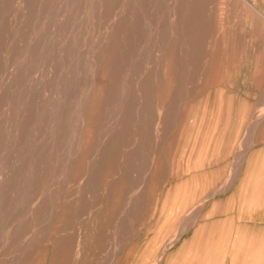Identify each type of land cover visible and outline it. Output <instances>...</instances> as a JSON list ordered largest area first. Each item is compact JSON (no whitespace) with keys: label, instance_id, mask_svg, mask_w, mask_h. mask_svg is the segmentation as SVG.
I'll return each mask as SVG.
<instances>
[{"label":"rangeland","instance_id":"374dc122","mask_svg":"<svg viewBox=\"0 0 264 264\" xmlns=\"http://www.w3.org/2000/svg\"><path fill=\"white\" fill-rule=\"evenodd\" d=\"M0 264H264V0H0Z\"/></svg>","mask_w":264,"mask_h":264}]
</instances>
